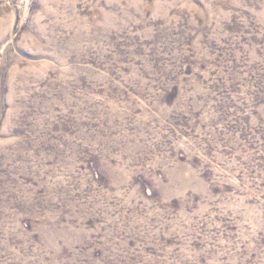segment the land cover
<instances>
[{
    "label": "rangeland",
    "instance_id": "374dc122",
    "mask_svg": "<svg viewBox=\"0 0 264 264\" xmlns=\"http://www.w3.org/2000/svg\"><path fill=\"white\" fill-rule=\"evenodd\" d=\"M0 264H264V0H0Z\"/></svg>",
    "mask_w": 264,
    "mask_h": 264
}]
</instances>
